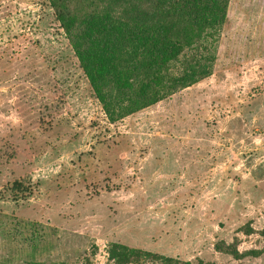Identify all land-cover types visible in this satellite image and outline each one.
<instances>
[{"label": "rangeland", "instance_id": "rangeland-1", "mask_svg": "<svg viewBox=\"0 0 264 264\" xmlns=\"http://www.w3.org/2000/svg\"><path fill=\"white\" fill-rule=\"evenodd\" d=\"M19 181L20 186L13 182ZM264 0H230L213 72L109 122L47 0H0V264H107L119 241L264 264Z\"/></svg>", "mask_w": 264, "mask_h": 264}, {"label": "trees", "instance_id": "trees-1", "mask_svg": "<svg viewBox=\"0 0 264 264\" xmlns=\"http://www.w3.org/2000/svg\"><path fill=\"white\" fill-rule=\"evenodd\" d=\"M109 122L121 120L212 74L230 0H47ZM19 187V181L13 182ZM238 249V238L217 240L234 259L264 251ZM107 264H192L119 241L106 248ZM200 264H217L213 260ZM25 264H42L28 260Z\"/></svg>", "mask_w": 264, "mask_h": 264}]
</instances>
